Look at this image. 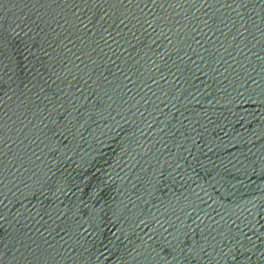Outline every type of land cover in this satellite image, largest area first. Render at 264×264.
<instances>
[{
	"label": "water",
	"instance_id": "95a60500",
	"mask_svg": "<svg viewBox=\"0 0 264 264\" xmlns=\"http://www.w3.org/2000/svg\"><path fill=\"white\" fill-rule=\"evenodd\" d=\"M0 264H264V0H0Z\"/></svg>",
	"mask_w": 264,
	"mask_h": 264
}]
</instances>
